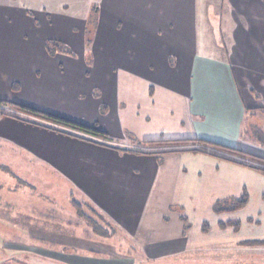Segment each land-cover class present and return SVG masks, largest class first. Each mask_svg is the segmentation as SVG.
<instances>
[{"label":"crops","instance_id":"obj_1","mask_svg":"<svg viewBox=\"0 0 264 264\" xmlns=\"http://www.w3.org/2000/svg\"><path fill=\"white\" fill-rule=\"evenodd\" d=\"M227 4L234 7L230 14L224 1L211 17L209 0H0V101L110 139L22 114L25 118H0L1 140L9 141L2 145L14 150L22 143L30 154L20 159L52 167L64 182L97 200L105 196L97 170L90 167L139 158L144 154L129 151L146 150L139 142L199 139L234 148L246 115L264 110V105L252 106L254 93L264 104V38L259 36L264 34V0ZM249 10L254 31L236 36L227 29L224 37L230 55L242 59L241 45L254 54L260 74L248 92L240 63L200 52V45L209 43L197 23L224 21L239 28L235 14ZM49 42L67 52H48ZM39 121L46 128L34 123Z\"/></svg>","mask_w":264,"mask_h":264},{"label":"rangeland","instance_id":"obj_2","mask_svg":"<svg viewBox=\"0 0 264 264\" xmlns=\"http://www.w3.org/2000/svg\"><path fill=\"white\" fill-rule=\"evenodd\" d=\"M209 1L214 3L211 17L224 1L227 14L234 8L227 4L229 0ZM249 13L235 14L239 28L228 27L224 21L197 23L209 43V49L200 45V52L240 63L249 79L248 92L253 90L255 74H260L254 54L241 45L242 59L230 55L232 47L224 37L227 29L236 36L254 31ZM91 15L87 41L93 27ZM253 96V107L264 105ZM2 110L25 118L11 108ZM34 123L46 128L40 121ZM3 142L9 141L0 137V264H264V175L256 170L201 153L118 158L112 166L90 167L97 170V184L105 196L97 200L85 196L72 182H64L52 167L20 159V154H30L22 143L12 150ZM234 146L264 157V110L246 115ZM244 195V207L226 210ZM72 200L81 205V211ZM48 203L52 208H47ZM227 221L238 223V230L220 229L218 223ZM64 230L72 234L63 236Z\"/></svg>","mask_w":264,"mask_h":264},{"label":"trees","instance_id":"obj_3","mask_svg":"<svg viewBox=\"0 0 264 264\" xmlns=\"http://www.w3.org/2000/svg\"><path fill=\"white\" fill-rule=\"evenodd\" d=\"M48 52L55 53L57 51L67 52V49L64 46H61L57 43H47ZM11 108L12 110L24 114L26 116L49 122L54 125L61 126L67 130H71L73 132H77L80 134H85L90 137H94L97 139H101L103 141H109V137H107L105 134L97 131L88 129L86 127L67 122L58 118H54L48 115H45L43 113H40L38 111H34L28 108H24L22 106H18L15 104L7 103L0 101V118L4 116H11L15 117L16 115L7 114L2 109L4 108ZM138 145L141 146V148H146V150H140V149H134L132 150L133 153L136 154H144V155H154V156H162L166 154H172V153H181V152H189V153H201L204 155L220 158L222 160L238 164L241 166H245L247 168L256 170L257 172L264 175V157L255 155L252 153H248L236 148H230L222 145H218L209 141L205 140H199V139H190V140H154V141H146V142H139ZM212 149L211 150H208ZM223 154V155H220ZM232 157H240L245 160H248L250 162H253L254 164H247L239 162ZM74 202V201H73ZM72 202V203H73ZM246 205V195L243 196V198L240 201L235 202L231 206H227V211H235L239 208H242ZM74 206L80 210L79 205L74 202ZM218 226L220 229H226L227 227H232L234 231H237L239 228L238 223H233L232 221L227 222H219ZM208 228L207 224L203 225V231H206ZM261 244L260 241H252L250 244Z\"/></svg>","mask_w":264,"mask_h":264}]
</instances>
